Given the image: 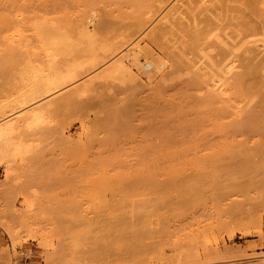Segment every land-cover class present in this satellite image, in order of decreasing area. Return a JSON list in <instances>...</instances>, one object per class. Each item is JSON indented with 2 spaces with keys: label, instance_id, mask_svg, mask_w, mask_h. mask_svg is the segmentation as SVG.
I'll return each mask as SVG.
<instances>
[{
  "label": "rangeland",
  "instance_id": "rangeland-1",
  "mask_svg": "<svg viewBox=\"0 0 264 264\" xmlns=\"http://www.w3.org/2000/svg\"><path fill=\"white\" fill-rule=\"evenodd\" d=\"M3 1L0 21L12 15L6 22L10 27L12 20L18 22L29 40L12 42L8 37L13 27L0 22V125L18 122L0 145V264H264V134L239 126L262 105V46L261 52L257 46L252 52L235 51L237 67L225 75L226 94L217 98L222 92L213 91L210 78L223 47L228 53L231 45L221 44L222 51L207 49V42L217 41L210 34L195 50L179 29L155 39L157 22H162L157 18L172 0L156 12L161 14H155L156 20L149 16L148 22L147 17L142 30L131 20L121 32L109 34L101 32L100 20L116 13L117 6L101 1L96 5L98 21L87 20L95 34L60 31L56 51L45 50L49 45L38 41L31 21H72L91 0ZM234 2L227 5L248 11L242 2ZM259 5L264 9V0ZM194 8L186 11L201 20L212 15L202 9L199 15ZM229 10L218 12L234 15ZM199 19L197 27L204 25ZM235 22L222 19V37L231 34ZM258 36L250 40L263 38ZM138 39L151 58L160 55L154 59L166 62L159 72L135 70L136 80L129 75L102 77ZM246 63L257 72L253 81L260 95L252 98L237 94L234 83ZM31 69L39 76L53 72L64 81L50 94L22 103L30 85L23 77ZM34 108L42 116L23 122Z\"/></svg>",
  "mask_w": 264,
  "mask_h": 264
},
{
  "label": "bare ground",
  "instance_id": "bare-ground-1",
  "mask_svg": "<svg viewBox=\"0 0 264 264\" xmlns=\"http://www.w3.org/2000/svg\"><path fill=\"white\" fill-rule=\"evenodd\" d=\"M2 1L0 0V2H2ZM6 1L7 2H10L11 3L10 5H12V3H13V5H14V3L16 5V2L18 0H6ZM101 1H106V2H108L111 5L117 6V11L118 12L116 11V13L118 15L116 13H114L115 12V10L113 9L114 6H111L112 7V10H110V11H113L114 10L113 13L116 14V17L114 16V18H113L114 20L112 19V16L113 15H111L113 13H110V12H108L109 14H105L104 18H102V19L99 18V19H101L100 20V24H101L100 25L101 26L100 30H101V32H106L108 34H109L110 31L112 32L113 30L118 31V33H119L120 30L121 31L124 30L126 28L127 24H129V21H131V20L139 28L138 30H140V29L142 30L143 29V24L145 25L147 23L146 18L148 17V22H150L149 20L151 18L152 19L154 18V20H156V17H155L156 15L155 14H157L158 12H160V9L162 10L163 8H165L164 6L166 5V3H165L166 0H156L158 2L156 3L154 1L155 4L151 3L153 0H150L151 2H148V0H91V1H88L89 3L87 1H86L87 3L84 2L86 5L83 3L85 6L82 7V12L79 13V15H77L76 17L74 16L75 18L74 19L72 18L73 19L72 21H69V19L68 20L67 19L66 20L64 19V21H63V19H61L59 21V20L53 19V18H49L48 19V18L42 17V18L37 19V21L36 20L35 21H31L32 22L31 23L32 25L30 24V29L33 30L35 36L37 37V39H38V41L40 43H42V44H44L46 46L49 45L47 48H45V50H47V49L55 50V48L58 47V45L60 44V41L59 40H56L55 35L59 34L60 31H66V30L74 29V30H76L78 32L79 35H82L84 37H90V36L94 35L95 33H93V31L91 30L90 26L88 25L90 23H88V22L89 21L90 22H92V21L94 22L95 20L98 21L97 20L98 19L97 18V16H98V13L97 12L98 11L96 10L97 9L96 8V5H97V3L101 2ZM172 1H173V4L171 2L169 3V1L167 2L168 4H171L170 5L171 7L169 6L170 7L169 8L168 7V4H167L168 9H166V8L164 9L165 11L167 10L166 12L162 13V15L161 14H157V16L158 15H161V16H158V18H157L158 20L157 21H162L163 24H165V23L166 24L165 25H161L162 22H160V24H159V22H157V24L159 25L158 26L159 28H157V30L153 34L154 35L153 37L155 39H160L163 36H165V34H167V33L168 34H171V33L173 34V30L176 31V30L179 29L178 31H180L181 33L183 32L187 36H189V47L190 46L193 47V48L195 47V50L199 47V45H201L200 43H203V42H205V41H207L209 39L208 36H210V34H211V36L214 37L215 40L217 39V41L212 40L211 42H207V44L210 43V44L206 45L207 46V49L210 47L209 49H215L216 48V49H220V51H222V49L224 48V50H225V47H227V46H224V47L222 46L223 48L221 49V47H220L221 44L222 45H226V43H227V45L229 44V47L231 45L230 50L228 49L229 51L226 49L228 51V53L227 52H224V50H223V54H221V57L219 58V61H216L217 63H216V66L215 67L218 66V70L220 69L221 70L220 71L221 74L223 73L224 76L223 77H220L221 76L220 75V72H219V75H220L219 76L217 74V72H218V70H217V72H216L217 75L213 72L214 75H212V78H210L211 79V82H212L211 83L212 84L211 86H213V88H214L213 91L216 92V90H218V92L219 91L222 92V93H220L221 95L218 93L219 96H216V97L217 98L218 97L219 98L220 97L223 98L222 97L223 96L222 94L224 92V89L227 88L226 87V83H225V81H226L225 78H226V76H229L231 73H233L234 69L237 67V65H235V64H237V63H235V61L238 58V55L239 54L238 55H235V51L238 53L239 49L241 48L242 50H244L246 52H252V51H254V47H256V46H257L256 49H258V51L261 50V48L264 49V41L262 40L264 38V9L259 5V3H260L261 0H222V3H219V2H221V0H219V2H217L218 0L217 1L216 0H194V1L193 0H172ZM191 1L194 2V3L198 2V5L199 6L202 5V8L201 9H202V12H204V13H205V11L208 12V10L209 11L211 10L212 13L211 12H209V13L212 14L211 16H214V17L212 18L211 16L206 15L207 17L204 16L205 17V20L204 19L201 20V19H199V16H198V18H196L197 17V14H196V16L194 15V13L193 14L192 13L190 14L189 13L190 10L189 11H186V10L189 9V8L190 9H193V7L196 8V4H195V6H194V3H193V5H190V2ZM234 1L235 2H238V3L239 2H242V5L244 4L245 5L244 7L247 8L248 11H250L249 14H247L248 11L246 12L244 9L241 10L240 5H239V8L236 5L237 7L235 6L236 7L235 9L234 8H231L232 4L231 5H227L228 3L230 4V2H234ZM3 2H5V0ZM7 2H5V3H7ZM18 2L21 3V0L18 1ZM28 2L26 1L24 3L27 4ZM199 2L200 3L203 2L205 5L202 4V3L199 4ZM212 2L214 4V6H213ZM214 2L219 3V4H216ZM20 3H18V4H20ZM10 5L7 6V7H9V9L8 8H4V10L5 9H6V11L10 10ZM5 6H6V4H5ZM16 7L14 9L15 11L17 9ZM241 7H243V6H241ZM11 8H14V6L11 7ZM123 8L125 9L126 12H128V8H129V12L126 13L123 10ZM217 8H218L219 12L220 11H223V10H229V9H230L229 11H231V9H233V11L235 13H234V15L230 14L231 16H227L226 14L225 15H221L218 12V10H216ZM196 9L199 10L200 8L197 7ZM196 9H195V12L197 11ZM201 9L199 10L200 12L197 11V13L199 12V15L201 14ZM30 10H31V8H30ZM236 12L238 13L237 15H235ZM251 12L253 13V15L256 16V19L258 18L257 20L251 18V17H253L252 15L249 16L250 14H252ZM3 13H5V12H2L1 13L2 15L1 16H4ZM10 13H12V12L10 11ZM18 13H20V12H17L15 14H18ZM41 14H42V12H41ZM6 15H8V13ZM6 15H5V18H4L5 21L4 20L2 21V19H1V21L3 22V25L5 24V25L9 26V28H12L13 27V29H10V30H13V31H10V34H9V37H8L9 40H11L12 42L14 41L16 43L28 41L29 39L27 40V38L25 37V34L22 31L23 29L21 30V28H19V27H23V26H18L19 24L18 25L16 24L18 22L15 23V22H12L13 21L12 20L11 23H13V24H11V27H10L9 22H6L7 21L6 18L8 17ZM21 15H24V14H22V12H21ZM10 16H11V19H12L13 18L12 15H10ZM10 16L8 17L9 19H10ZM16 16H20V14H18ZM118 16H119V18H118ZM149 16H153V17L150 18ZM20 17H22V16H20ZM227 17L229 18V20H231V19H233L234 21L237 20V22H235V24H234L235 29L234 30H230L231 31V34L228 33V35L230 34L229 37L231 39L228 37V35H223V37L221 36L223 34L222 31L226 28L225 26L221 25V21H222V19H225ZM115 18H118L119 20L121 19L120 20L121 22L118 23L117 22L118 20L115 21ZM25 19L26 18H24V20L23 19L22 20L20 19V20L22 22L23 21L26 22ZM29 19H31V18H29ZM197 19H199L200 21H203L204 22V25L203 26H200V27H197V25L200 24V23H198ZM87 20H89V21H87ZM4 22H6V23H4ZM228 24L232 25L233 23L229 22ZM7 26H5V27H7ZM160 26H162V27H160ZM226 26L228 28V25L227 24H226ZM67 27H70V29H67ZM140 27H142V28H140ZM6 31H8V30H6ZM225 32L226 31H224V33ZM259 34L262 35L263 38L261 36H260V38H258L259 37L258 36ZM256 35L258 36L257 37L258 38L257 39L258 42L257 41H253L254 39H251L250 40V38H252V37L254 38V36H256ZM24 38H26V39H24ZM230 40H232V41L235 40V41H233V43L231 44L232 41H230ZM135 41L136 42H134V40L131 41V43L132 42H134V43H132L130 47L128 46L126 52L123 53V54H121L119 57L117 56L118 59H116V60L114 59L115 61L113 60L114 63H112L111 64V67L108 68L102 74V77L108 78V77H116V76H120V75L121 76L122 75L123 76L129 75V77L130 76L133 77V75L135 74V70L136 71L137 70L138 71L141 70L142 73L146 75V73L144 71H146V72H152V71H154L156 73L157 70H160L161 69L160 66H162L164 63H166V62H164V59H163V61H162V59L156 60V59H158V57L160 55L159 56L158 55H156V56L154 55L156 59H154V56L153 55H152L153 57L151 58L149 53H147L146 51H143L142 50V48H141L142 45L140 46V44H139L141 40H139V42L137 40H135ZM129 42L127 44H129ZM259 42H262V43H259ZM250 43H252V44H255L256 43L257 45H249ZM173 44H175V43H173ZM168 45H167V47H166V45L163 46V48L166 47V48H164V49H166V51L168 50L169 46H171V43H170L169 46ZM125 46H126V44H125ZM174 46H175V49H176V46L177 45L175 44ZM206 46H205V48H206ZM251 46H253V48ZM260 46H262V47L260 48ZM217 47H220V48H217ZM143 48H145V47H143ZM172 48H173V46L170 47V50H169L170 53L173 52V50L171 51ZM125 49H126V47L124 48V50ZM201 49H202V47H201ZM241 49H240V51H242ZM124 50L122 49V52ZM148 50L150 52H152L150 49H148ZM191 50H193V49L191 48ZM198 50H197V52H198ZM255 51H257V50H255ZM261 51H259V52H261ZM169 52L167 51L165 53H169ZM199 52H201V51H199ZM242 52H239V53H242ZM174 54L172 53V55H174ZM46 55L48 57L49 56L52 57V56H55V53H47ZM235 56H237V58ZM171 57L172 56H170V57L168 56V59L171 58ZM50 59H53V58H50ZM192 64H196V63L195 62L194 63L191 62L190 65H192ZM213 64L215 65V63H213ZM246 64H249V63H246ZM250 65L251 64H249L248 66L245 65V67H246V68L244 67L245 68V71L242 74L236 75L235 80H234L235 81L234 83H235V87L237 88L236 89V93L237 94H239V95L241 94V96H242V94L244 96L247 95V97L251 96V98H252L253 95L254 96H258L257 94L260 95V93H259L260 91H258V88H257V85H256L257 82L255 83V81H253L254 80L253 78L255 77V74L254 73H257L256 70H255L256 67L254 68V65H251V66ZM193 66L196 67L195 65H193ZM193 66L191 68H193ZM256 66H258V65H256ZM262 66H264V65H260V67H262ZM212 67H214V66H212ZM194 69H196V68H194ZM262 69H264V67ZM33 70L31 69V71H30V72H33V73H30L29 72L30 75H27L26 74L23 77V79L27 80V82L29 81L30 85L27 84V85H29V88L27 87V90H25L26 91L25 94L23 95V97H21L22 100H23L22 103H25V102H28V101H33V100L35 101V100H37V98H40L42 95H44V94L47 95L46 93H48L51 90L55 89V87H58V85H60V83H63V81H64V76L56 75L53 72L52 73H48L46 75L43 74V73H41V76H39L38 74H40V73H38V71L36 72L35 70H34L35 71L34 72ZM209 70H210V68H209ZM260 70H261V68L260 69L258 68V71H260ZM133 72H134V74H133ZM148 75H149V73H148ZM213 76H214V78H213ZM138 77H140L139 74H138ZM138 77H137V79H138ZM150 77L152 78V76H150ZM207 78H208V76H207ZM223 78H224V80H223ZM255 78H257V77H255ZM133 80H136V78H134ZM195 81H197V80H195ZM208 82H210V81H208ZM207 86H209V85L207 84ZM211 86L209 88L212 90V87ZM213 91H212V94H215V92H213ZM225 92H226V89H225ZM225 92H224V95L226 94ZM50 93H48V94H50ZM237 94H235V95H237ZM215 95H217V94H215ZM235 95H232V96H235ZM210 98H212V97H210ZM229 98H231V97H229ZM251 98H249V99H251ZM260 98H261L260 101H262L260 103L262 105L259 106L260 107L259 109L257 108L258 111H255L254 110L253 113H251L252 111L249 112L248 113L249 115L245 117L246 120L243 118L245 120V122H242V124H240V122L237 121V123H238V125L240 124L239 126H245L247 128V130L248 129L249 130L255 129L257 131H261L264 134V132H263L264 131V95L261 94L260 95ZM217 100H219V99H217ZM214 101H216V100L214 99ZM222 101L225 102V103H227L224 100H222ZM235 102H236V100H235ZM228 103H229V101H228ZM228 103L226 105H228ZM230 103H232V102H230ZM236 103H238V102H236ZM238 108H240V107H238ZM242 109H239L240 110L239 111L240 113H241ZM235 113H234V115H235ZM238 115H239V113H238ZM41 116H42V112L40 111V109L39 108H34V109H31L28 112L27 116L23 119V122H27V124H29V122L32 123L33 120H37ZM17 123L18 122L16 121V122H8L6 124L0 125V145H3V143L5 145L6 141L16 131L17 126H18ZM234 125H235V128L234 129H236V127H238L237 129L239 130V126L236 125V123H234ZM230 126H231V124H230ZM0 147H1L0 148V152H2L1 150H3L2 149L3 146H0ZM241 152L243 153V151H241ZM256 152H259V150L256 151ZM245 153H244V155H245ZM237 154H238V152H237ZM239 154H241V153H239ZM260 154H261V152H260ZM244 155L242 154V156H244ZM263 155H264V151H263ZM235 156L236 155H234L233 157H235ZM245 157H246V155H245ZM242 159H243V157H242ZM247 160L249 162V159H247ZM253 165H251V166H253ZM251 166H249V167H251ZM6 169H7V171H5V172H6V176H7V173L9 172V169H8V167ZM195 187H192V188H195ZM197 188H199V187H197ZM189 194H193V193H189ZM8 227L5 228V229H9ZM27 230H28V228H27ZM115 230H116V228H115ZM10 232H13V231H11V229H10ZM26 232L29 233L28 231H26ZM32 232H34V231H32ZM35 233H34V235H35ZM37 234H39V233L37 232ZM40 236H42V235H40ZM12 239H13V237H12ZM162 259H164V258H162ZM182 263H184V262H182Z\"/></svg>",
  "mask_w": 264,
  "mask_h": 264
}]
</instances>
